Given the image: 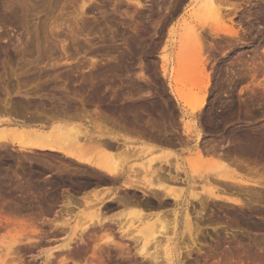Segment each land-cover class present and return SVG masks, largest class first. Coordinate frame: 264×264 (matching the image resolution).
I'll return each instance as SVG.
<instances>
[{
  "label": "rangeland",
  "instance_id": "obj_1",
  "mask_svg": "<svg viewBox=\"0 0 264 264\" xmlns=\"http://www.w3.org/2000/svg\"><path fill=\"white\" fill-rule=\"evenodd\" d=\"M136 1L137 0H88L84 8L79 10V0H0V18L2 17V21L0 19V129L9 122H18L22 126L32 128L42 127L44 130H51L52 128V130H59V128H65L67 130L72 129L71 131H73L75 127V130H81L79 134L82 132L80 135L83 134L84 139L89 138V136L96 137L104 135L105 138L115 137L119 141L118 144L122 146L132 145L137 147L143 146L144 148L148 147L147 151L145 150L144 154L140 155V157H133V155L131 157L127 153L119 152V150L117 152L112 151V156L110 151L102 147L100 148V146L95 145L92 141H90L91 144H85V154H88L87 157L92 159L100 156L103 158H107V156L112 157V162L118 168L122 169L125 174L132 173V175L138 176L136 178L141 179L143 175L146 176L150 173V169L153 170L157 167L163 170L164 174L169 172L173 173L175 169L174 162L178 161V163L182 164L190 156L187 150L192 148L195 143H200L201 140V142L210 141V143L213 144L217 143V141H221L220 144H232V142L229 141H232L231 138L234 135L232 133L234 132L233 130H237L239 127H264V66L259 63H264V0H226V3H224L225 6L223 7L224 9H222V13L225 14H212L213 16L211 14L205 15V13L191 11L190 6V8L187 7L185 9V11L188 9L186 11L187 15H184V8L188 0H182L181 2H177L180 0H140V2L144 4V7L141 8L136 5ZM233 7L237 9L234 10ZM11 10L15 13L14 22L9 24L5 22V18L3 19V17L10 15ZM233 11L235 12L233 13ZM227 13L229 14L227 15ZM230 19H232V21ZM54 21L57 23L59 21L60 24L62 23L61 25L58 23L61 28H53V23L55 24ZM170 27L173 29V33L171 37H168L166 33ZM230 27L239 30L243 38L241 44L235 46V42H232V46L227 47V43L230 39L223 36L222 31L225 29L228 30ZM212 30L219 32L220 36H218V38H213L210 34ZM193 34L195 37L199 34L204 41L206 39L211 43L214 41L220 42L224 46L222 51H215L213 52L214 54L211 52L213 57H211V61L209 60L206 69L208 68V70L211 71L215 68L214 70L216 72V68L219 65L217 71L219 75L216 74L212 77V83L208 86L207 91L201 89L199 72L196 71L197 69L194 70L200 58L199 52L196 53L199 49L198 42H202V44L204 43L205 45L206 43L203 42L199 36H197L199 38L198 40L197 37L194 39L192 36ZM188 37H192L194 41ZM53 41L54 43L57 41L58 46L59 44L65 45L68 50L67 52H72L71 54L73 56L71 55V57L67 58L63 54L61 55L59 49L56 54L50 51ZM202 44L200 52H202V50L205 52L207 48L205 47V49H202L204 47ZM128 47L134 49V55L127 53L126 49ZM75 50H77L78 53H75ZM206 52L201 54L205 56L207 55ZM51 53L60 59L56 60L58 58H54L55 56L51 55ZM194 53L196 54L195 56L193 55ZM107 54L109 56H107ZM162 54L165 55L163 60L166 62V67L170 69V73L173 71L172 74L169 75L170 78L169 76L168 78H164L162 75L160 69V65L163 61L161 58ZM60 55L61 57H59ZM62 56H64V58ZM65 57L68 60L67 62ZM105 58H107V60H105ZM93 59L97 62L93 70H97L98 74H100L95 77V80H97L95 84H100L97 93L100 92L98 94H102L100 96L101 98H96V100L89 97L91 91L88 90V93L87 89L85 87L83 89L81 86L84 83L82 76L90 73L89 62ZM238 59H240L241 64L237 61ZM114 60H117V62H114ZM252 60H256V63L259 66L261 65V71H255L254 73ZM30 61L33 65L38 62L39 64L37 63V67L39 68H44V65L47 63L53 64L54 61L55 63L57 62V64L59 63V66L57 65L55 67V72L58 74L57 76L59 78L65 73V77H67V74L71 72L70 69L72 70L74 67L72 65L77 67L79 65L78 72H76L77 74L75 73V79L71 81L72 84L69 82V87H76L75 90L79 89L80 92L83 89L84 92H86L83 93L87 94L84 96V106L79 104L71 106L72 108L68 107L70 110L65 108L67 113L58 111V108L62 109L60 106L64 108V101L67 97L62 94L61 89H58L59 91L56 89V93L54 91L55 89L49 86L50 84H45L47 81L44 80L45 77L43 78L42 73V76L38 74V70L34 72L35 75L37 74L34 80L30 78L27 79V74H31V72L24 71L25 67L33 66L30 64ZM102 61L108 62L107 64L110 66L114 65V68L111 67L109 70H103ZM228 62H232L233 64H228ZM27 63L30 65L26 66ZM243 63L249 64L247 67H244L247 64L242 65ZM48 64L47 67L49 68L50 66H48ZM119 64L123 67L127 64L131 66L132 69L129 68L131 71L129 70L127 71L129 73H127L123 67L116 66ZM228 66L232 68V73L230 71H225ZM239 73L240 76H238ZM38 75L40 76L39 78ZM142 75L147 78L144 79ZM60 82L61 80L57 81V85H61L62 82ZM168 82H170V84H168ZM34 83L38 86L34 87ZM214 84L216 86H214ZM45 85H47V88H45ZM79 86L82 88H78ZM104 86L108 89L106 87L104 89ZM202 90L203 92H201ZM174 91L183 93L185 99H182L183 96L182 98L179 96L180 99H178ZM193 92L194 94L197 93L196 95L200 97V99L198 98L199 100L203 98L204 94L206 97L204 101L206 105H204L202 110L205 109L203 115L207 117L206 119L208 121L206 120V126L204 125V127H202L203 135L198 142H195V138L191 136L186 137L184 133V126L188 124L191 126L194 119L193 115L189 113L190 106L197 105V103L200 102H197L198 99L196 100V95L195 97L192 95ZM17 93L21 95L26 93L27 96L30 95L31 97L29 96L30 98L28 101L31 103L24 100V95L21 96ZM78 96L80 95L78 94ZM183 100L185 101L183 102ZM101 102L104 103L102 104ZM109 102H111V106ZM4 103H10V105L15 104V106L18 103L17 108L20 112L3 108L2 106ZM89 103L94 104L90 105ZM106 104L109 105L106 106ZM39 113L43 115L40 116L38 115ZM133 113L138 114L134 116L137 119L132 116L134 115ZM199 117H202V115ZM122 118L125 120V123ZM145 118L146 120L151 119V123L149 120H147V122L153 125L150 126V124L148 125L147 122H144L146 121ZM133 119L136 120L135 123ZM130 121L132 122L131 125L141 122L143 124L146 123L145 127L148 130L151 129L148 127L157 126L155 128H159L160 131L155 129L156 131L154 132L153 128L151 129L152 131L149 130L152 134L156 132L159 133L155 135L151 134L153 137L157 138L159 135L163 136V132L166 131L167 134L172 133L169 134L170 138L172 136L173 139L175 138V141L178 139L179 142L181 141V144H177V141L175 142L173 139V142L177 145L172 143L171 146V144L162 143L157 139V141H153L152 136L145 138L148 135L143 134L145 135L143 136L142 133L139 132L140 130L137 131L140 127L136 125L132 127ZM121 122L123 123L120 126ZM207 122L208 125L206 124ZM165 136H167V138L169 137L166 134ZM184 142L186 143L184 144ZM167 145L168 147H166ZM178 145L181 147H178ZM8 148L9 146L7 149L3 150L4 152L0 150V176H4L3 174L7 172L8 175L5 174L7 178L8 176H10L11 179L13 178L9 181V184L0 186V247L2 245L0 248V264H45L42 262L44 259L42 252L48 250L50 247L57 250L55 251L51 264L61 263L62 260L67 261H64L65 263L62 262V264H136L137 261L139 262V260H141L140 256L135 253L137 244L133 241L120 238L121 234L115 223H111L102 228H93L91 227V223L88 229L89 231H87V233L85 232L86 236L88 234L87 238L85 236L86 240H88L87 244L85 243V245L82 246V250L80 251L82 254H79V252L75 255L63 253L64 251L60 249L66 242L64 239L65 236L75 239L79 236L78 233H80L81 230L80 227L82 225L80 221H88L86 220L87 218L82 219L80 214L82 210L87 209L89 204V206L92 207L98 204L101 206L103 213H105L104 216L113 218L116 222L124 221L126 223L127 221L126 224H129L133 219L135 220L139 214L136 212H130L128 214V207H111L108 206L109 204H105L106 206L104 205L103 202H105L104 199H106V195L108 194L107 197L112 196L115 189L109 190V193L104 195H102L100 189V191L97 190L100 185H102L101 172H97L92 168L80 166L58 153L48 151H34L33 153H29L16 150L13 151L11 147ZM166 151H171V153ZM105 154L108 155L106 156ZM154 155L160 157H157V159L154 158V162L147 168L148 170H145L140 163L155 157ZM58 163L60 165H69V172L62 170L63 168ZM255 166L256 169L264 171V157L256 161ZM14 170H17V173L24 176L22 179L23 183L21 184H23L26 193L28 191V195L25 197H22V194H20L21 192L23 193L24 190L20 191L19 188H16ZM73 172L85 174L88 178V175L91 174V183L88 188L95 187L93 188L95 190L92 189L93 191H91L90 189L89 192L83 195V199H70L77 205V208H70V210L63 206L67 202V196L61 198L60 201L54 198L53 207L50 205L51 212H45L43 215L42 212H40L42 211L41 209H43L45 205L48 207L50 203L48 202L47 204L42 201L40 207L38 202L32 200L34 197L31 194L29 195V192L31 190L40 189V192L47 191L46 193L49 194L45 197H49L51 193H55L53 190L55 187L53 180L56 179L58 175H69ZM143 179H145V177H143ZM94 180H96V182ZM199 180L200 178L195 181L196 187L197 185L198 187L201 185ZM179 187L186 191L188 186L181 183ZM187 189L189 190V188ZM129 193L132 194L133 192H128V194ZM120 194H122V191ZM169 203L170 201L168 202V206L170 205ZM188 204L189 205H184L180 208L181 212L183 213L184 207H187L191 216L196 215L194 213V207L196 206L195 210H197L199 206L196 202L194 204L192 200H189ZM46 206L44 208L47 210ZM208 207L209 208L205 209V212L203 211L205 219L198 223L199 226H201L202 235H198L197 237L198 243L206 244L204 247L197 244L198 247H203L205 252L199 254L195 248L190 256L183 254V264H264V251L259 253L255 248V244L254 246L251 244L252 240L249 241L251 245H246L247 241L240 236L239 231H235V233L238 235L240 244L233 242V240L232 242L224 240L225 229L231 231L229 229L230 227L222 229L218 227V225L219 223L230 225L234 219L232 206L229 204L226 205V203L223 202H211ZM165 208L166 209H163L160 213H164L163 215L169 213L165 219L168 218V216L170 218V212L173 208L172 206H166ZM254 208L255 212L260 210L258 206ZM144 209L147 210L146 206H144ZM124 210H126L128 217L127 214L125 215ZM116 212L119 213L117 214ZM141 213H143V211ZM56 214H58V216ZM256 216L257 214H254L253 220L255 221L257 220L255 219ZM61 218H63V220ZM64 220L67 221L63 223L62 221ZM82 221L81 223H84V225L90 222V220L86 223ZM66 223L67 225H65ZM61 224H64L66 228L64 232L66 233H63L61 230ZM136 224L137 223L134 225ZM83 227L84 226L81 228ZM214 227H217L216 230H213ZM168 230L167 237H171L174 240L176 239L175 246L177 248L188 244L189 240L187 238L185 239V237H183L184 235L180 236L179 231ZM253 231L255 230H250V236L252 238L253 236L251 234ZM257 231L262 232L261 230ZM240 237L244 241H241L242 239L240 240ZM108 238H114V243L109 242ZM261 238V235H256L255 242L259 241ZM183 242L185 244H183ZM262 242L264 244V241ZM116 244H120L121 247ZM76 247L75 245V248ZM253 249L255 251H253ZM149 252L153 251L150 250ZM159 256L160 264H173L172 262L176 260L175 256H172V258L170 256L167 257L165 252L159 253ZM144 261L145 264L149 263H147V260Z\"/></svg>",
  "mask_w": 264,
  "mask_h": 264
},
{
  "label": "bare ground",
  "instance_id": "obj_2",
  "mask_svg": "<svg viewBox=\"0 0 264 264\" xmlns=\"http://www.w3.org/2000/svg\"><path fill=\"white\" fill-rule=\"evenodd\" d=\"M76 1H78V0H76ZM87 1L88 0H79V3H78V7L80 8L79 10H82L84 8V6H85ZM181 1L182 0L177 1V2H181ZM225 1L226 0H188V3L185 5L184 11H185V9L187 7L190 6L191 7V11L205 13V15L206 14H211V15L212 14L213 15L221 14V15H224L225 13L224 14L222 13V9H224L223 8L225 6L224 3H226ZM74 3H77V2H74ZM136 5L138 7H140V8L144 7V4H142V2H140V0L136 1ZM177 5H178V3H177ZM233 9L236 10L237 8L233 7ZM186 11L183 13L184 15L185 14L187 15ZM234 12L235 11H233V13ZM228 14L229 13H227V15ZM14 15H15V13H13V11L11 10L10 11V15H8L6 17H3V19L5 18V22H8L9 24H11L12 22H14ZM262 16H263V14H262ZM55 20H57V19H55ZM230 20L232 21V19H230ZM1 21H2V19H1ZM3 22H4V20H3ZM58 23H59V21H58ZM58 23L55 22V24H57V25H55L53 23V25H54L53 28H58V27L61 28L60 25L62 23L61 24L59 23L60 25ZM49 26H52V25H49ZM172 28H173V26H172ZM172 33H173V29H171V27L168 28L167 33H166L167 36L171 37ZM210 34H211V36H213V38L214 37L218 38V36H220L219 32L213 31V30L210 32ZM222 34H223V36H226L227 38L230 39V41H228V43H227L228 44L227 47L232 46V42H235V44H234L235 46L242 43V39L243 38H242V35L240 34L238 29L230 27L228 30L227 29L223 30ZM192 36L194 37V39H196V37L199 36V34H197L196 37L194 36V34ZM199 38L202 39V36H199ZM199 38L197 37V40ZM189 39H192V37L189 38ZM202 40H203V42L206 43V45L204 43L202 44V42L201 43L198 42L199 49H198L197 52L196 51L195 52L196 53L199 52L200 56L199 55L198 56L200 58H199L198 62L196 63L197 64L196 68L194 66V68H195L194 70L197 69L196 71L199 72V75H200L199 79H200V83H201L200 87H202L201 89L207 91L208 86L210 85V83H212L211 82L212 77H214V75L218 74L217 71L219 69L218 68L219 65L216 68L217 69L216 72L214 70L215 68H213V70L209 71L208 68L206 69V66L208 67L207 64L209 63V60L211 59V57H213V54H214L213 52L222 51V48H224V46L220 42H215L214 41V42L211 43V42H208L206 39H205V41H204V39H202ZM55 42L57 43V41H55ZM56 43H54V41H53V43H52L53 45H51L50 51H53L56 54V52L59 49L61 51V55L63 54L67 58L71 57V55H72L71 53L72 52L68 53L67 52L68 50L65 47V45H60L59 44V46H58V43L57 44ZM54 44H56L58 47L56 45H54ZM201 44H202V46H204L202 49H205V47L207 48V49H205V52L207 51L206 52L207 55H205V56H203L201 54V53H205V52H203V50H202V52H200L201 51ZM137 47H139V46H137ZM125 48H126V45H125ZM112 49H113V47H112ZM126 50H127V53L133 54L134 49H132L131 47L130 48L128 47ZM73 51H74V49H73ZM75 51H76L75 53H78L77 50H75ZM119 54H121V53H119ZM134 54H135V52H134ZM51 55H53V54L51 53ZM61 55L59 57H61ZM193 55L195 56L196 54L194 53ZM53 56H55V55H53ZM64 56H62V57L64 58ZM107 56H109V55L107 54ZM121 56H118V57H121ZM54 58H58V57L55 56ZM67 58L65 59L66 62L68 61ZM161 58L163 60L165 58V55L162 54ZM238 58H239V56H238ZM256 58H258V57H256ZM59 59L60 58H58L56 60H59ZM240 59H238L237 61L240 62ZM252 59H253V57H252ZM53 60H55V59H53ZM94 60L95 59L90 60V62H89V64H90V69H89L90 73L85 75V76H82V80H83L84 83L81 86L83 87V89L85 87L87 89V92H88V90L91 91L92 93L88 92L90 94L89 97L96 100V98L99 99V97L102 94L99 95L98 93H100V92L97 93V90L100 88V84H95L96 81H97V80H95V77H96V75H100V74H98L97 70H93L94 69L93 68L94 65L97 63V62H95L96 60L95 61ZM105 60H107V58H105ZM108 60H109V57H108ZM256 60H254V61L252 60L253 65L251 63L254 73H255V71H257V72L259 70L261 71V69H260L261 65L259 66L256 63ZM114 62H117V60H114ZM37 63L35 65H33V64H31V61H30V64L33 65V66H29L30 65L29 63L26 64V66H29V67H27V68L25 67V71L24 72H31V74H29V73L27 74L28 75L27 79L30 78V79L34 80L36 78V75H37V74L35 75L34 72H36L38 70V74L41 75V73H42L43 78L45 77L44 80L47 81L45 84H47V83L50 84L49 86L52 87V89H55L54 90L55 92H56V89L57 90L58 89L62 90V94L65 97H67V98L64 101V103H65L64 108H63V106H60L62 109L58 108L59 109L58 110L55 107L58 111H60L62 113H65L66 109L68 107L76 106V105H79V104L84 106V102H85L84 101L85 100L84 96H86L87 94H83V93H86V92H84L83 89H82L83 92H82V90H81V92L79 91L78 88H80L81 86H79L77 88L78 90H75L76 87H72V88L69 87V85L72 84L71 81H73L75 79V75L77 74L76 72H78L77 70L79 69L78 68L79 65H78V67L75 66V65H72V66L77 67V68L73 69L74 68L73 67L72 70L70 69L71 72H70V74L67 72L68 73L67 77H65V74H66L65 73V74H63L64 77H63V75H61L62 78H61V76L59 78L57 76L58 74H56V72H55V67L59 63L57 64V62L55 63V61L53 62V64H48L47 63L48 66H50L49 68L47 67V64L44 65V68L43 67L39 68V67H37L38 66ZM50 63H52V62H50ZM107 63L108 62H106V61H102V69L103 70H109V68H111V67L114 68V65L110 66ZM259 63L263 64V66H264V63H262V62H259ZM228 64H233V63L232 62H228ZM240 64H241V62H240ZM244 64H247V63H243L242 65H244ZM248 64L246 66H244V67H247ZM116 66H120V64L116 65ZM120 67H123V66H120ZM140 67H141V65H140ZM129 68H131V66H129L127 64H125V66L123 67V69H125L126 72L130 70ZM57 69H58V67H57ZM160 69H161V72H162V75H163L164 78L165 77L168 78V76L170 74H172V72H173L172 71L170 73V69L166 67V62H164V60L162 61V64L160 65ZM247 69H245V70H247ZM121 70H122V68H121ZM39 71H40V73H39ZM225 71H227V72L230 71L232 73L233 70H232L231 67L228 66L225 69ZM119 72H121V71H119ZM127 73H129V72H127ZM240 73H239L238 76H240ZM39 75H38V78L40 77ZM142 77H144V79L147 78L146 76H143V75H142ZM142 77H141V79H142ZM169 78H170V76H169ZM237 78H239V77H237ZM59 80H61V82H62V83L60 82L61 85H59V84L57 85V81H59ZM169 81H170V79H169ZM26 82H24V83H26ZM69 82H70V84H69ZM144 82H146V81H144ZM170 82H168V84H170ZM172 82H173V79H172ZM33 86L37 87L38 85L35 84ZM45 86H46L45 88H47V85H45ZM106 86H104V89H105ZM214 86H216V85L214 84ZM263 87H264V85H263ZM47 90H49V89H47ZM51 90H50V92H51ZM61 90H60V92H61ZM114 90H116V89H114ZM203 90L201 92H203ZM101 93H102V91H101ZM17 94H20V93H17ZM78 94L80 96H78ZM174 94L177 96L178 99H180L179 96L181 98L183 96V93L176 92V91H174ZM196 94H194V92L192 93V95H194V97H195ZM23 95L25 96L24 100H26V101H28L29 98L31 97L30 95L27 96L26 93L22 94L21 96H23ZM104 95H105V93H104ZM196 96H197V97H195L196 100L198 98L200 99V97L198 95H196ZM200 96H202V95H200ZM22 98H24V97H22ZM205 98L206 97H205V94H204V96H203V98L201 100H199V99L197 100V102L200 101L199 103H197V105L190 106L189 113L191 115H193V117H194L193 123L191 124V126H190V124L184 126V129H185L184 133H185L186 137H190L191 136V137L195 138V140H196L195 142H198L201 139V137L203 135L202 127H204L205 121L207 120L206 119L207 117L205 115H203V113L205 112L204 111L205 109L202 110L204 105H206V104H204L205 103L204 102ZM182 99H185V97L183 96ZM128 101H129V99H128ZM184 101L185 100H183V102ZM29 102L30 101H28V103ZM51 102H52V100H51ZM130 102H132V101H130ZM110 103L111 102H109V104ZM17 105H18V103H17ZM17 105L15 106V104L10 105V103H6V104L4 103L2 107L3 108H8V110H10V111L15 110V112H17V111H19L18 108H17L18 107ZM108 105L106 104V106H108ZM141 105H143V104H141ZM22 106H23V104H22ZM110 106H111V104H110ZM141 110H143V109H141ZM129 111H130V109H129ZM145 112H147V111H145ZM138 113H141V112H138ZM226 113H228V112H226ZM135 114H137V113H135ZM135 114L132 115V116L134 117ZM38 115L41 116L43 114L39 113ZM201 115H202V117H199ZM139 116H141V115H139ZM146 118H148V117H146ZM146 118H145V120H146ZM135 119H137V118H135ZM133 120H132V122H133ZM147 120H149L150 123L152 122V121H150L151 119H147ZM147 120L144 121V122H147ZM132 122L130 121V125L132 124ZM135 122H136V120H134V123ZM122 123L123 122H121V124L119 123L120 126L122 125ZM124 123H125V120H124ZM147 124H148V122H147ZM206 124L208 125V122ZM134 125H136L137 127L138 126L140 127V128H138L137 131L140 130L139 132H141L142 135L143 134H145V135L147 134L148 135L145 138H147L149 136H152V135H155V134H159L157 132L155 134H152L149 131L152 128L154 129V132L156 130H159V128L158 129L155 128L157 126H155V127H148L147 126L148 128H151V129L148 130L145 127L146 123L143 124L141 122V123H136ZM134 125H131V126L133 127ZM152 125L150 124V126H152ZM136 128H135V131H136ZM52 129L51 130H44L42 127L41 128L40 127L39 128H32V127L22 126L18 122H9V123H7L6 126H4V127H2L0 129V150L3 151L4 149H7V147L9 146V148L11 147V149L13 151L16 150V151H19V152H29V153L31 152V153H33L34 151H44V152L48 151V152H52V153L61 154V155H63V157L67 158L68 160L70 159V161H73L74 163L79 164L80 166L92 168L93 170L95 169L97 172L98 171L101 172L102 176H104V179H105V185L103 187L106 190H104V192L102 190V192H103L102 195L109 193V190H114L115 189L114 192H113L114 194L112 196L107 197L108 194L106 195V197H105L106 199H104L105 202H103L104 205L105 204H109L108 206H111V207H114V206H116V207L117 206H123V207H126V208L128 207L127 208V209H129V211H127L128 214L130 212H136V213L139 214L135 220L133 219L134 221L132 220L129 224H126L127 221H126V223L124 221L122 222V221H119V220H118L119 222H116L113 218H109L107 216H104L105 213H103V210L101 209V206H99L98 204L95 207L89 206L90 205L89 204L87 206V209L86 210H82L81 214L80 213L79 214H80L82 219L87 218L86 220H88V221H84V220L82 221L81 220L82 222L86 223V222H89V220H90V222H89L90 224L88 223L89 224L88 225L86 223L87 225L85 224L86 225L85 226L84 223L82 224L81 221L79 220L80 224L82 226H84V227L83 228H81L82 226L80 227L81 230H80V233H78L79 236L76 237L75 239L68 238L67 236H65L64 239L66 240V242L61 246V249L59 248L60 250L64 251L63 253H67L68 255L69 254H74L75 255V254H78V252H79V254L81 253L80 251L82 250V246L85 245V243L87 244V240L88 239L86 240V238L88 237V234L86 236L85 232L87 233V231H89L88 229H89V226L91 225V223H92L91 227H93V228L94 227L102 228V227H104L106 225H109L111 223H113V224L115 223L117 225V228L119 229V233L121 234L120 238H123V240L125 239V240H129V241H133L134 243L137 244L135 253L140 256L141 260H139V262L137 261L136 264H145L144 260H147V263L149 262L148 264H160L159 253H161V252H163V253L165 252L167 257L170 256L172 258V256H175L176 260L174 262H172L173 264H183V260H184L183 259V254H186V256H190L195 248H196L195 250L199 254H202V253L205 252L203 247L206 246V244H200V243L197 242L198 235H202V233H201L202 229H201V226H199L198 223L205 219L204 216H203L204 212H205V209L209 208L208 205L211 202L212 203L223 202V203H226V205L229 204L230 206H232V209H233L232 211L234 212V219L232 220L230 225L229 226H228V224L223 225L222 223H219V225H218V227H220L222 229L230 227L229 229L231 231H228V230L225 229V232H224V240L225 241L232 242V240H233V242L238 244L240 241L238 240V235L235 233V231H239L240 232V236L243 237L244 240L247 241L246 245L250 244L249 241L252 240L251 244H253V246L255 244V246H256L255 248H256V250H258L259 253L261 251H264V244L262 242V241H264V218H263V216H264V171H260V169L259 170L256 169L257 165L255 166L256 161H258V160H260V159H262L264 157V127L263 126H257L255 128H250V127L249 128L248 127H242V128L239 127L238 129L235 128L237 130H233L234 132H232L234 134L233 137L231 138L232 141H229V142H232V144H229V143L228 144H224L223 142H222L223 144H220L221 141H217V143L213 144V143H210V141L201 142L202 141L201 140L200 143H195V145L192 148H189L187 150V151H189L190 156L183 163L181 162L182 164L178 163V161L174 162V168L176 170L174 169L173 173L169 172L167 174H164L163 170H161L159 167H157V168H154L153 170L150 169L149 170L150 173L148 172L149 174L146 175V176L143 175L141 177V179L140 178H136L138 176L132 175V173L125 174V172L122 171V169L118 168L112 162L113 161L112 157L107 156L108 154H105L107 156V158H103L102 156L97 157L95 159L87 157L88 154H85V152H86V150H85L86 149V145L85 144H89V143L91 144L90 141H92L93 143H95V145L100 146V148L102 147L103 149L110 151V153L112 151L117 152L119 150V152L127 153L131 157H132V155H133V157H140V155L144 154L145 150L147 151L148 147L144 148L143 146H138L137 147V146H132V145H123L122 146L121 144H118L119 141L115 137H110V138L107 137V138H105L104 135L96 136V137H93V136L90 137L89 136V138H86L87 137L86 136L85 137L86 139H84L83 138V134L80 135L82 132L79 134V132L81 130L80 129H79V131L77 129L75 130V127H74L73 131H71L72 129L71 130H67L65 128H59V130H52ZM230 132H231V130H230ZM163 133H164L163 134L164 137L161 136V135H159V136L157 135L160 138H158V137L155 138V137L152 136L153 141L154 140L155 141L158 140V141H160L162 143L165 142V144L167 143L168 145L171 144V146H172V143H175L176 141H177L176 142L177 144H181V141L179 142L178 139H176V141H175L174 140L175 138L173 139L172 136L170 138L169 134H172V133H169V131H168L169 134H167L166 131L163 132ZM165 134L168 135L169 137L167 138V136H165ZM145 135H143V136H145ZM87 139H89V140H87ZM172 139L175 142H173ZM180 139H181V137H180ZM149 140H151V139H149ZM187 142H189V141H187ZM185 143L186 142H184V144ZM168 145L166 147H168ZM179 146L180 145H178V147ZM166 152H168V151H166ZM169 152L171 153V151H169ZM111 154L113 156V153H111ZM158 155L157 156L154 155L155 157L150 158L147 161L140 163V165L146 170L147 168H149L151 166V163L154 162V160H155L154 158L157 159V157H160ZM106 156H104V157H106ZM52 165H53V163H52ZM60 166L63 168L62 169L60 167L62 170H65V171L69 172V170H70V168H68L69 165L66 166L64 164H61ZM48 168H50V167H48ZM151 168H153V167H151ZM56 170H58V169H56ZM83 171H85V170H83ZM13 173H14V176H15L14 180L16 181V188L17 189L19 188L20 191L24 190V188H23L24 186H23V184H21V183H23L22 179H23L24 176L23 175L21 176V174L17 173V170H14ZM101 173H99V174H101ZM5 174H7V172H5ZM5 174H3L4 176H0V186L1 185L5 186V184L6 185L9 184L10 183L9 181L13 179V178L11 179L10 176H8V178H7L8 174L7 175H5ZM90 175H88L89 179L91 177ZM63 176H64V174H63ZM59 177L60 176H58L57 179ZM143 177H145V179H143ZM197 177L200 178L199 181H200L201 185L199 187H198V185H197V187L195 185L196 179H199ZM28 179H29V177H28ZM5 180H7V181H5ZM94 181L96 182V180H94ZM181 183H183V185L186 184L188 186L187 188H189V190L186 188V191H184V189L180 188L179 184H181ZM100 186L102 187V185H100ZM20 187H22V188H20ZM93 188H95V187H92V189ZM92 189H91V191L95 190V189H93V190ZM39 190H31L29 192V195L31 194L34 197V199H32V198L31 199L35 200L36 202H38L39 205L42 204L41 203L42 201L46 202L47 204L49 202L50 204L48 205V207L45 205L47 207V210L44 208L45 207L44 206L43 209H41L42 211H40V212H42V214L43 213L45 214V212L49 213V212H51L50 211L51 210V206L53 207V204H54L53 201L55 200L54 198H56L55 193L53 192V193H51L49 195V197H45L49 193H46L47 191L40 192ZM97 190L100 191L101 189L100 190L97 189ZM129 190H131V191H129ZM119 191L120 192L122 191V194H120ZM86 192H87V189H86ZM128 192H133V193L132 194L131 193L128 194ZM138 192H139V194H138ZM82 193H83V191H82ZM85 193H83V194H85ZM20 194H22V197L23 196L25 197V196L28 195V191L26 193V191L24 190L23 193L21 192ZM82 195H81V198L84 197ZM73 196H75V195H73ZM73 196H71L70 193H68L67 202L63 205L68 210H70V208H77V205L72 202L73 199L69 198V197H73ZM70 199H72V200H70ZM189 200H192L194 202V204L196 202V204L199 206V209H197V210H195L196 206L194 207V213L196 214L194 216H191V214L188 211L187 207H184L185 209H184L183 213L181 212V209H180L184 205H186V206L189 205L188 204ZM169 201H170V203H169L170 205L168 206V202ZM100 202H102V201H100ZM166 203H167V205H166ZM165 205L167 207H171L172 206V208H173L171 210V212L169 211L170 215H171L170 218L168 216L169 219L168 218L165 219V217L169 213H167V214L165 213L166 215H163L164 213H160V211H162L163 209H166ZM102 206H103V204H102ZM144 206H146L147 210L144 209ZM191 206H193V205H191ZM255 206H258L260 210L255 212L254 211L255 210V208H254ZM40 207H41V205H40ZM121 209H122V207H121ZM38 210H39V208H38ZM52 210H53V208H52ZM142 211H143V213H141ZM124 212H125V215H126L127 214L126 210H124ZM59 213H60V211H59ZM116 213L118 214L119 212H116ZM58 214H56V215L58 216ZM128 214H127V217H128ZM254 214H257V216L255 217V219H257L256 221L253 220ZM63 215L66 216L65 214H63ZM63 215H61V216H63ZM123 216H124V214H123ZM69 217H72V216H69ZM78 218H80V217H78ZM61 219L63 220V218H61ZM66 219H67V217H66ZM66 221L64 220L62 222L65 223ZM135 223H137V224L134 225ZM61 225L62 226H60V227L62 229L61 228L60 229L63 231V233H66V232H64V231H66V228H65L64 224H61ZM65 225H67V223ZM216 228L217 227H214L213 230H216ZM168 229H171L172 231H176V232L179 231L180 236L184 235L183 237H185V239L187 238L189 240L188 244L187 245H183V247L177 248L175 246L176 245V239L174 240L171 237H167V233H168L167 230ZM91 230H92V228H91ZM250 230H255L251 234L253 236V238L250 236ZM257 230H261L262 232H258ZM168 231H170V230H168ZM88 233H90V232H88ZM256 235H261L262 238L259 239V241L255 242ZM85 236H86V238H85ZM241 237H240V240L242 239ZM108 239H109L108 240L109 242L114 243V238H108ZM244 240L242 239L241 241H244ZM189 243H190V245H189ZM183 244H185V243L183 242ZM197 244L198 245H202L203 247L200 248V247L197 246ZM75 245L77 246L76 248H75ZM116 245L120 246V244H116ZM1 247H2V245H1ZM120 249H122V248H120ZM245 249H246V247H245ZM150 250H152L153 252H149ZM55 251H57L55 248H53V247L51 248L50 247L48 250L42 252V255L44 256V259H43L42 262L45 263V264H51L53 262ZM253 251H255V250L253 249ZM139 256H138V258H139ZM175 257H173V258H175ZM240 259H242V258H240ZM64 261H66V260H64ZM64 261L62 260L61 263H58V264H62V262H64ZM169 261H170V259H169Z\"/></svg>",
  "mask_w": 264,
  "mask_h": 264
},
{
  "label": "flooded vegetation",
  "instance_id": "obj_3",
  "mask_svg": "<svg viewBox=\"0 0 264 264\" xmlns=\"http://www.w3.org/2000/svg\"><path fill=\"white\" fill-rule=\"evenodd\" d=\"M58 176H60V177L62 176V177L61 178L59 177L60 179L59 178L57 179ZM58 176L56 177V179L53 180V182L55 181L54 182L55 187L53 190L55 191L56 199L59 201L62 197L68 196V193H70L71 196L75 195V196H73L74 198L72 197V199H76V198H77L76 200L81 199V195L86 192V189H87V192L90 191V189H92V188H88L91 182H90V179L87 176H85V174H78V173L76 174L75 172H73V173H70L69 175L64 174V176H63V174H61ZM65 176H67V177H65ZM104 182H105V179H104V176H102V183H104ZM82 191H83V193H82Z\"/></svg>",
  "mask_w": 264,
  "mask_h": 264
},
{
  "label": "crops",
  "instance_id": "obj_4",
  "mask_svg": "<svg viewBox=\"0 0 264 264\" xmlns=\"http://www.w3.org/2000/svg\"><path fill=\"white\" fill-rule=\"evenodd\" d=\"M104 185H105V182L102 183V187L100 186V187L98 188V189H101V192H102V190H103V192H104V190H106V189H104V187H103ZM103 192H102V193H103ZM105 193H106V192H105Z\"/></svg>",
  "mask_w": 264,
  "mask_h": 264
}]
</instances>
